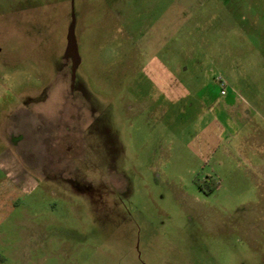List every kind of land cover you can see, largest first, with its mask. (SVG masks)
Masks as SVG:
<instances>
[{"label":"rangeland","instance_id":"obj_1","mask_svg":"<svg viewBox=\"0 0 264 264\" xmlns=\"http://www.w3.org/2000/svg\"><path fill=\"white\" fill-rule=\"evenodd\" d=\"M9 150L0 264H264V0H0Z\"/></svg>","mask_w":264,"mask_h":264},{"label":"crops","instance_id":"obj_2","mask_svg":"<svg viewBox=\"0 0 264 264\" xmlns=\"http://www.w3.org/2000/svg\"><path fill=\"white\" fill-rule=\"evenodd\" d=\"M10 150L8 151L9 156L7 158H5V159L0 158V170L3 171L4 174L6 173V175L11 176L12 180H10V181H11L12 185L14 186L15 184H17V185L19 184L20 179H18V178H19V172H20V163H19L18 156H15L14 153H11L12 151L10 152ZM9 161L10 162H16V166H14V163H13V165L9 166V164H10ZM24 172L28 175V173L25 170H24ZM2 182H1L0 186L2 185Z\"/></svg>","mask_w":264,"mask_h":264},{"label":"built area","instance_id":"obj_3","mask_svg":"<svg viewBox=\"0 0 264 264\" xmlns=\"http://www.w3.org/2000/svg\"><path fill=\"white\" fill-rule=\"evenodd\" d=\"M220 83H221V86H222L221 93H225L226 92V83L223 80H221Z\"/></svg>","mask_w":264,"mask_h":264}]
</instances>
